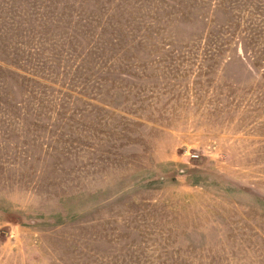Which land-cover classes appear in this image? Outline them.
Instances as JSON below:
<instances>
[{
  "label": "rangeland",
  "instance_id": "1",
  "mask_svg": "<svg viewBox=\"0 0 264 264\" xmlns=\"http://www.w3.org/2000/svg\"><path fill=\"white\" fill-rule=\"evenodd\" d=\"M3 1L0 264H264V0Z\"/></svg>",
  "mask_w": 264,
  "mask_h": 264
},
{
  "label": "trees",
  "instance_id": "2",
  "mask_svg": "<svg viewBox=\"0 0 264 264\" xmlns=\"http://www.w3.org/2000/svg\"><path fill=\"white\" fill-rule=\"evenodd\" d=\"M6 5L9 7L3 0H0V6ZM98 10L103 11V9L98 8ZM48 11H36L33 17H29L28 24L24 21V17L14 18V23L21 22L24 25V30L22 34L18 35L17 44L20 46L18 50H21L24 53L23 58H28L27 61L31 60V62L40 68L41 71H53L52 68L56 64L59 66L60 64L64 65L63 70V78L70 79L71 74L73 72L72 69H75V61L77 60L74 56L80 55L78 54L74 48H64L59 49V46L62 43L58 42H49L44 36H38L40 33L41 25L46 20ZM62 20L65 22L64 15L61 16ZM78 17V15H75ZM81 21V25H87L90 32V41L94 40V30L99 26L106 25L104 20H99L95 8L91 9V16L89 18H79ZM49 35H54L51 32H48ZM6 37V36H4ZM59 38L63 43L67 44L68 33L65 32ZM3 39L0 37V40ZM45 44L47 46H45ZM0 46L7 47L6 42H0ZM62 47V45H61ZM70 49V51H68ZM11 54V52H10ZM58 59H57V58ZM0 66H5L7 70L12 69L14 73L18 72V75H23V71L18 67V65L9 64L0 60ZM21 70L22 72H20Z\"/></svg>",
  "mask_w": 264,
  "mask_h": 264
}]
</instances>
